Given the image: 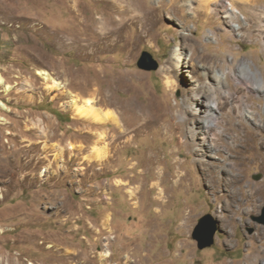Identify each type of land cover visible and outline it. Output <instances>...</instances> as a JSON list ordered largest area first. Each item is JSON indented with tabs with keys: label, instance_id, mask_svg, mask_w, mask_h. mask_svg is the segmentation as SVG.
I'll return each mask as SVG.
<instances>
[{
	"label": "rangeland",
	"instance_id": "obj_1",
	"mask_svg": "<svg viewBox=\"0 0 264 264\" xmlns=\"http://www.w3.org/2000/svg\"><path fill=\"white\" fill-rule=\"evenodd\" d=\"M108 1L0 0V264H264V226L256 221L264 195L247 198L250 187L264 186V169L252 160L264 153V83L237 81L243 64L264 78V24L239 10L227 18L231 0H171L212 9L195 17L188 7L172 17L164 0L153 37L138 41L127 23L105 41L111 21L127 18ZM144 51L155 71L137 67ZM198 84L205 87L196 101ZM205 92L220 102L218 146L200 161L216 162L224 179H242L244 195L238 185L214 192L198 157L180 144L190 139L186 127L176 133L186 110L199 111L191 124L201 131ZM72 98L93 101L110 119L89 123ZM245 133L249 147L237 140ZM201 138L195 143L209 153ZM95 148L106 158L97 160ZM178 162L187 179L177 186ZM205 215L217 230L199 249L192 232Z\"/></svg>",
	"mask_w": 264,
	"mask_h": 264
},
{
	"label": "bare ground",
	"instance_id": "obj_2",
	"mask_svg": "<svg viewBox=\"0 0 264 264\" xmlns=\"http://www.w3.org/2000/svg\"><path fill=\"white\" fill-rule=\"evenodd\" d=\"M163 1L164 0H156V2L153 1H146V0H140V1H134V0H110L108 1L109 5L111 6V9L113 12L120 14V15H127V18H119L117 20L111 21V27H108L104 34H103V40L105 41H112L113 39L118 38L119 32L122 28V26L127 23L133 24L136 27V32H137V40L141 41L144 38H151L153 37V32H154V27L155 25L161 20V13L165 9L163 6ZM171 4L168 6V14L172 15V13L180 7H188L190 9L189 14L191 16H198L201 11H205L207 13H212V9L208 7L207 4H200L194 7L192 4H174L170 0ZM180 5V6H179ZM229 6L224 7L225 11L224 14L226 15L227 18L229 19H237V15L240 14L239 11H243L246 14H248L251 19H256L258 20L262 26L264 24V8L263 6H259L258 3H256L254 0H231L228 4ZM241 9V10H240ZM239 10V11H238ZM248 21V19H247ZM250 19H249V21ZM183 25V23H181ZM184 26V25H183ZM250 25L246 26H241L240 30L242 31H247L249 29ZM74 41V40H73ZM80 41H83V39L78 38L75 39V43H80ZM72 43V42H71ZM70 43V44H71ZM109 43V42H108ZM83 48H86V46L83 45ZM173 58L169 59V63L167 66V72L169 73H174L173 70V63L172 60ZM190 62H197V56L193 53L191 54L189 58ZM204 67V66H203ZM205 68V67H204ZM207 71V69H205ZM43 80L45 82L50 83V86L52 88H58L60 87V84L53 79L48 73L46 72H40L39 73ZM206 73L204 72L203 75H199L198 79L203 80L204 76ZM247 77H255L259 78V80L264 83V78L262 74L258 70H252L248 64H243L242 68L239 70L238 74V84H243L241 79L247 78ZM212 78L214 79L216 84H220V78L217 74H213ZM3 84V79L0 77V85ZM198 90L193 91L192 98L196 101H198L199 97L202 96L204 93L201 89L205 87V85L198 84ZM213 87H210L208 89V92H211L213 90ZM7 90L9 87L6 88ZM191 91V90H189ZM188 92H185V94H188ZM208 92H205V96H207V103L204 105L206 107V120L200 124V129L201 131L196 132V127L192 126L191 124L192 120H195L196 114L199 111H196V113H192L191 115L188 114V111H185V116L186 118L184 121L176 127V130L181 137L184 133L185 127L187 130V133L190 135L189 142H181L180 144L185 147L187 150H189L195 157H198V159L194 160V163H201V171L205 178L207 179L208 183L212 184V190L214 192H217L219 189L223 188H234L236 185L239 186V191L243 189L241 186L242 179H240L238 176H233L230 179H224L219 176L218 174V169L219 165L216 162H207V161H200V158L208 156L210 158H213L211 156L212 150L216 149L218 144L213 140L216 136L215 134L212 133L213 127L216 126V111L220 106V102L214 98V95H209ZM226 94H229V90L227 91ZM211 96V98H210ZM192 99V100H193ZM71 104L73 106V109L75 110V114L78 115L80 118L85 119L89 123H99V124H104L108 119H110L111 115L109 113H102L98 111L95 106L94 102L90 100L86 101H80L76 98L71 99ZM203 104V103H202ZM0 107L3 109L4 106L0 103ZM192 109V108H190ZM192 109L191 111H193ZM228 125V123L226 124ZM191 126V127H189ZM228 130V128H226ZM201 134V142L206 141L210 142L209 145H207L208 151L205 149L206 147L204 146L205 143H195V140L197 139L198 135ZM238 142L241 143L245 147L248 146L249 142V135L247 133L240 135L239 138H237ZM230 147H227V150H230ZM92 153L94 154L95 158L97 160H103L106 158V151L101 150V149H93ZM218 154V153H215ZM253 161H258L259 167L264 169V153L261 152L254 155ZM184 162H178V167L173 173V176L178 178V182L175 181V184L178 183L181 185L182 180L187 179V173L182 172L181 165H183ZM234 165L239 166L240 163L235 161ZM243 171V169H241ZM188 184L187 186H189ZM234 190V189H233ZM160 193V192H159ZM242 193V192H241ZM244 195V193H242ZM130 195L132 198L136 197V194L133 190L130 191ZM264 195V186L263 185H253L250 187V190L247 191V198L252 200L253 198H256L258 200H262ZM163 196V195H162ZM234 200H239L237 198V195L234 193L233 194ZM250 202V201H249ZM109 221V218L107 219ZM109 232V228L107 229ZM105 259L110 256L109 252H105L104 255ZM127 258V257H126Z\"/></svg>",
	"mask_w": 264,
	"mask_h": 264
},
{
	"label": "water",
	"instance_id": "obj_3",
	"mask_svg": "<svg viewBox=\"0 0 264 264\" xmlns=\"http://www.w3.org/2000/svg\"><path fill=\"white\" fill-rule=\"evenodd\" d=\"M137 67L141 70L155 71L158 68V63L150 53L144 51L137 61ZM256 221L264 226V208L263 215L256 218ZM216 230L215 221L210 215L199 218L192 232V238L197 242V247L199 249L210 247L214 242Z\"/></svg>",
	"mask_w": 264,
	"mask_h": 264
}]
</instances>
